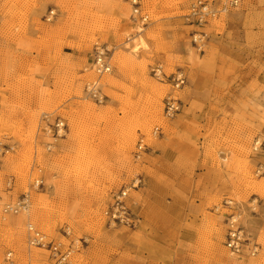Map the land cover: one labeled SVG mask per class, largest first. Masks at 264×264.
Segmentation results:
<instances>
[{"label":"rangeland","instance_id":"1","mask_svg":"<svg viewBox=\"0 0 264 264\" xmlns=\"http://www.w3.org/2000/svg\"><path fill=\"white\" fill-rule=\"evenodd\" d=\"M139 1L147 24L132 0H0V139L15 147L0 165V264L48 261L29 245L28 222L72 247L75 264H264V0H239L203 25L190 0ZM207 1L221 9L227 0ZM137 27L146 46L131 55L125 43ZM97 48H108L105 75L116 83L101 87V102L86 91ZM177 71L187 84L174 92ZM154 91L160 114L137 128ZM171 93L182 108L166 119ZM58 119L62 138L48 128ZM142 136L150 150L137 161ZM137 176L129 205L140 221L110 225L104 211ZM25 193L32 206L4 220ZM225 201L241 214V258L225 245Z\"/></svg>","mask_w":264,"mask_h":264},{"label":"built area","instance_id":"2","mask_svg":"<svg viewBox=\"0 0 264 264\" xmlns=\"http://www.w3.org/2000/svg\"><path fill=\"white\" fill-rule=\"evenodd\" d=\"M191 4V17L198 21L200 25L207 23L209 20L217 17L220 13L227 12L230 8L236 7L239 0H227L221 9H216L213 4H210L207 0H190ZM134 6V15L140 19L143 24H147L149 15L144 14L139 0H132ZM205 36V34L201 35ZM108 48H97L95 52L94 60V73L98 78H101L105 74L112 72V58L109 56ZM155 77L161 79L165 77L162 68L155 69ZM92 80L86 87L88 97L101 102L104 98L101 87L98 88L99 79ZM170 83L174 92L181 90L187 84V76L183 71H177L172 74ZM182 108V101L174 93H171L164 100V117L166 119L174 118ZM48 121V116L45 117ZM50 132H53L54 137H61L65 135L66 124L62 119L56 120L54 124H48ZM162 135V128L157 126L152 132V137L157 138ZM53 144H50L48 148H52ZM137 151L134 157L139 161L142 156L147 154L150 150V146L146 141L145 136H142L136 147ZM15 150V147L7 144L4 140L0 139V165L2 158L6 154ZM141 179L137 176V179L128 187H124L120 192L114 195L113 202L104 211V217L110 225H121L126 227L137 226L140 218L136 215L129 205V193L133 189H137ZM13 184V178L7 183V187L10 189ZM43 185V180L37 179L34 182L35 187ZM30 208V194L25 193L23 200L14 205H7L3 210V219H6L8 214H18L22 211H27ZM220 208L231 210L230 214H227L226 225V247L229 249L231 256L234 258H241L243 256V246L248 240H246L242 226L240 225L241 214L237 211V203L234 201H225ZM28 243L30 246L44 249L49 252L48 261L50 264H75L73 261V248L66 247L60 242L52 241L42 233L39 229L36 230L33 224H28ZM69 234V232L67 233ZM256 246V245H255ZM258 247H254L251 251L252 255L257 253ZM13 256V252L6 253V259L10 260ZM46 264V263H44Z\"/></svg>","mask_w":264,"mask_h":264},{"label":"bare ground","instance_id":"3","mask_svg":"<svg viewBox=\"0 0 264 264\" xmlns=\"http://www.w3.org/2000/svg\"><path fill=\"white\" fill-rule=\"evenodd\" d=\"M123 9V8H122ZM121 9V11H123ZM129 17V16H128ZM127 31H128V28H127ZM144 29H142L141 27H137L136 30L132 31L131 33L134 35L133 37L129 38L128 39V42L125 43V47L127 50H131V55H134V54H137L139 52V50L142 48V47H145L146 46V43L142 37V33H143ZM124 60H128V59H125ZM131 61V60H129ZM121 61L120 60V64H121ZM119 64V63H117ZM86 71H88V68L86 67ZM98 78V77H97ZM96 78V79H97ZM99 79V83H98V88L99 87H103L105 89H111L115 86V80L112 76L110 75H105L104 77H102L101 79ZM95 80V79H94ZM91 82V81H90ZM89 82V83H90ZM88 83V84H89ZM88 97V96H87ZM161 97H162V94H160L158 91H154L153 92V95L150 99V102L148 103V107L145 111V114H144V118L143 120L140 122V124L138 125L137 128H141V129H147V127H149V125L151 124V122H153V119L156 118L159 114H160V103H161ZM90 98V97H89ZM92 99V98H91ZM48 115H44L43 116V120H45V117H47ZM49 118V117H48ZM136 127L133 128L132 130H130L128 133H127V136L125 137V140H124V146H125V149H128L129 147H131V145L133 144V142L135 141V132H136ZM50 132V130H49ZM51 134V132H50ZM52 136H53V133H52ZM54 137V136H53ZM63 136L61 137H57V138H62ZM51 143H49L47 145V151L48 152H51L53 147L52 148H48V146L50 145ZM50 157L51 156H48L47 154H44L42 156L43 160H45V162H49L50 161ZM224 160H226V158H224ZM36 168V167H35ZM52 176V175H51ZM30 206H32V203L30 202ZM20 213V212H19ZM26 218L25 217H22L19 219V223H24V220ZM18 221V220H17ZM33 224L32 222H28L27 223V226L28 227V224ZM33 227L34 229L38 230V227L33 224ZM28 231V230H27ZM74 252V251H73ZM73 255V254H72ZM74 261V259H73ZM46 264H50L51 262L47 261L45 262ZM44 264V263H43Z\"/></svg>","mask_w":264,"mask_h":264}]
</instances>
